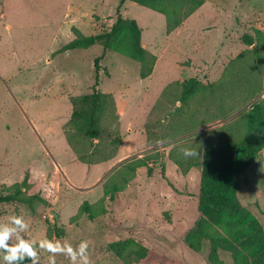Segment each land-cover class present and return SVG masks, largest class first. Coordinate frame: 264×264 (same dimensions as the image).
<instances>
[{"label":"rangeland","instance_id":"obj_1","mask_svg":"<svg viewBox=\"0 0 264 264\" xmlns=\"http://www.w3.org/2000/svg\"><path fill=\"white\" fill-rule=\"evenodd\" d=\"M118 1L0 0V191L7 193L27 175L25 195L36 196L30 203L1 202L0 223L22 216L28 224L25 239L59 240L74 249L87 241L89 264H124L109 249L119 240L145 247L143 264H234L231 253L221 249L210 262L208 240L198 252L185 242L201 217L200 168L183 175L169 158L173 146L186 145L180 139L179 145L170 144L169 125L177 122L169 116L174 98L168 103L161 92L191 77L204 85L220 79L229 61L247 48L243 34L264 33V0H204L170 34L163 14L126 0L122 16L138 22L142 45L156 55L145 79L139 76L140 63L124 51L103 52L97 43L59 52L74 38L72 27L85 35L109 30ZM101 54L97 88L114 96L119 118L113 129L122 136L119 151L123 147L126 153L118 160L85 164L68 144L65 130L70 97L91 91L94 58ZM261 81L264 98V67ZM130 161L139 168L129 184L114 198H104L94 218L82 214L72 220L84 201L102 198ZM239 182V200L264 229V148ZM38 251V264H49L50 254ZM55 261L71 264L63 254Z\"/></svg>","mask_w":264,"mask_h":264},{"label":"trees","instance_id":"obj_2","mask_svg":"<svg viewBox=\"0 0 264 264\" xmlns=\"http://www.w3.org/2000/svg\"><path fill=\"white\" fill-rule=\"evenodd\" d=\"M125 1H118L116 20L109 30L85 35L72 27L74 38L59 52L88 48L98 43L103 52L115 50L128 53L140 63V78H148L153 72L156 55L142 45L138 22L122 16L120 10ZM131 1L163 14L166 34L178 28L204 3V0ZM242 42L247 48L229 61L220 79L205 85L196 77L173 81L163 89L161 97L168 103L174 98V109L168 115L175 117L177 122L169 125L173 131L170 144L179 145L181 141V145H186L173 146L169 158L183 175L193 167L200 168L198 210L201 217L187 232L186 244L198 252L206 240L210 241L212 263L217 260V250L221 249L231 253L234 264H264V229L238 198L239 177L264 148V98L260 96L264 33L260 29H255L254 34L245 33ZM102 56L94 58L95 76L91 91L70 97L72 113L65 137L78 160L85 164L115 158L122 142L119 131L113 129L119 118L114 96L97 88ZM246 105L248 108L243 110ZM217 119L226 120L221 126L202 132L209 122ZM105 129L108 131L105 132ZM184 139L187 141L183 142ZM185 149L198 154L185 156ZM123 168L125 171L107 185L99 201H84L71 219H77L82 214L94 218L102 200L107 196L112 199L115 193L123 190L134 178L139 166L130 161ZM161 169L164 171V166ZM29 186L26 175L21 182L7 187V193L0 191V203H30L36 196L25 195ZM109 249L124 264H143L147 253L145 247L133 240L113 242Z\"/></svg>","mask_w":264,"mask_h":264},{"label":"clouds","instance_id":"obj_3","mask_svg":"<svg viewBox=\"0 0 264 264\" xmlns=\"http://www.w3.org/2000/svg\"><path fill=\"white\" fill-rule=\"evenodd\" d=\"M198 153L185 149V156H195ZM28 224L22 216H10L7 223H0V264H23L30 260L31 264H38L39 251L48 252L49 264H56L57 254H63L71 260V264H89L88 242L81 241L75 249L68 242L63 244L59 240L47 238L36 241L25 239L23 233Z\"/></svg>","mask_w":264,"mask_h":264},{"label":"crops","instance_id":"obj_4","mask_svg":"<svg viewBox=\"0 0 264 264\" xmlns=\"http://www.w3.org/2000/svg\"><path fill=\"white\" fill-rule=\"evenodd\" d=\"M227 119H228V118H227ZM225 120H226V119H225ZM225 120H224V119H217V120H214V121H212V122H209V123L206 125V127L204 128V130L207 131V130H210V129L214 128V127H213L214 124H216V123H218V122H221L220 125H219V126H221V125L224 123ZM215 126H216V125H215ZM125 153H126V151H124V150H123V147H121L118 156H116V157L114 158V160H116V159L118 160L120 154H123V155H124Z\"/></svg>","mask_w":264,"mask_h":264}]
</instances>
